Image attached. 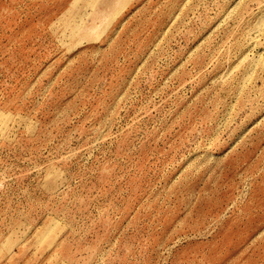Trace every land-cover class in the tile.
<instances>
[{"label": "rangeland", "instance_id": "1", "mask_svg": "<svg viewBox=\"0 0 264 264\" xmlns=\"http://www.w3.org/2000/svg\"><path fill=\"white\" fill-rule=\"evenodd\" d=\"M0 264H264V0H0Z\"/></svg>", "mask_w": 264, "mask_h": 264}, {"label": "bare ground", "instance_id": "2", "mask_svg": "<svg viewBox=\"0 0 264 264\" xmlns=\"http://www.w3.org/2000/svg\"><path fill=\"white\" fill-rule=\"evenodd\" d=\"M50 229H51V228H50ZM45 233H46V234L50 233V232H48V227H47V229H45ZM43 236H44V239H45V235H43ZM43 236H41L40 239H41ZM38 237H39V236H38ZM46 239H47V238H46ZM41 240H42V239H41ZM39 245L41 246V244H39Z\"/></svg>", "mask_w": 264, "mask_h": 264}]
</instances>
